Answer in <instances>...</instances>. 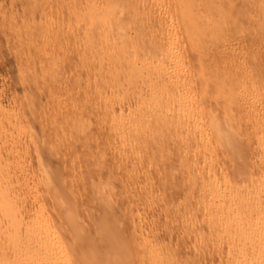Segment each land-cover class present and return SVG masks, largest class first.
<instances>
[{"label": "bare ground", "instance_id": "1", "mask_svg": "<svg viewBox=\"0 0 264 264\" xmlns=\"http://www.w3.org/2000/svg\"><path fill=\"white\" fill-rule=\"evenodd\" d=\"M48 1L35 0V9L44 12ZM126 1L79 2L82 56L94 60L88 120L77 119L71 98L73 115L55 120L43 147L73 155L105 123L126 146L95 170L102 173L137 138L154 140L186 162L184 201L156 204L158 193L141 189L149 181L143 166L127 167L104 190L103 175L94 182L88 165V183L66 181L63 162L52 161V171L30 152L29 120L1 103L0 264H204L207 255L212 264H264V62H256L264 59V0H170L173 13L154 6L155 24L118 18ZM43 28L37 36L48 33ZM160 93L158 105L145 100ZM78 165L66 178L81 173Z\"/></svg>", "mask_w": 264, "mask_h": 264}, {"label": "rangeland", "instance_id": "2", "mask_svg": "<svg viewBox=\"0 0 264 264\" xmlns=\"http://www.w3.org/2000/svg\"><path fill=\"white\" fill-rule=\"evenodd\" d=\"M34 2L35 0H0V104L2 103L3 105L1 107L6 106L5 109L15 111V113L17 112L21 115V119L25 121H23L25 124L29 120L26 125L31 129L33 136L30 144L33 145L34 143L36 145L35 150L31 148L30 152H39V157L40 159L42 158L43 164L52 171L56 168L55 165L60 168V162L61 164L64 163L60 169H66L63 170L64 178L68 182H73L72 184L82 183V180L84 181L83 183L88 181L86 179L88 178V171H84V166L88 165V170L90 167L92 169V171L90 169V175L94 176V182L98 180L96 178L97 175H103V190L112 179H119L124 176L127 167L131 168L136 165L141 168L143 166L149 171L147 175L149 181L142 183L141 189H148L158 193L156 204L160 203L169 206L182 203L184 201L185 181L180 171L182 164L186 162L180 158V151L170 149L161 153L158 150L157 142L154 140H145L142 137L137 138L131 152L126 153L122 159L117 160L119 165L114 167L111 172L103 170L102 173H97L95 170L100 167L102 162L104 168L110 159L118 155L120 158V153L126 146L120 144V140L116 137H111L110 128L106 127L105 123H103V126L99 125L103 127L99 136L85 138L82 145L78 146L74 151L76 154L72 155L71 150L68 149L65 153L66 155L56 156L53 155L54 151L50 150L48 152L49 148L43 147V142H49V139L53 137L55 120L63 119L62 121H67L68 119L66 118L70 114L71 116L73 115V110H68L72 106L69 104L71 98L77 99L75 102V107H79L75 109L77 119L80 122H87L88 116L85 115L84 106L87 95L91 94V88L88 86L92 83L87 74L92 72L89 64L91 62L93 64L94 60L90 57L82 56L80 42L85 34L84 23L86 20L84 21V12L78 9L81 0H70V2L69 0H49L48 3L50 4L47 3L48 8L45 7L44 12L36 10ZM155 5H159L160 8L165 9L169 13L174 12L170 0H148L145 3H142V0H132V2L126 1L123 3L121 6L122 12L120 10L121 13L118 12L116 16L118 18L122 16L134 18L136 24H140L145 20L155 24L157 17L153 11ZM42 16L44 19H40ZM78 16L80 17L78 18ZM46 20L51 23L46 22ZM43 26L47 28L46 31L48 33L46 35L48 38L43 34L42 37L41 35L37 36ZM60 34L61 37H59ZM182 41L179 40V43ZM262 61L264 62L262 58L256 60V62L263 64ZM194 66V61L186 65L187 68ZM165 97L166 94H152L145 100L149 101L150 104L155 105L157 103L158 105L165 100ZM53 98L56 100L57 105L51 103ZM68 105H70L69 108ZM86 111H89V108ZM99 115L100 112H97L94 117ZM144 128H147V124L139 128L136 126L135 131H144ZM154 135L159 139H165V132H161V130H157ZM0 147H3V145H0ZM101 152H103V158L97 155ZM51 155L55 158L53 159ZM43 156L46 157L44 158ZM59 156L61 160L58 159ZM3 160L4 157L1 156L0 163ZM52 161L55 162V165ZM75 163L77 168H79L78 163H80L81 173H70L69 177L66 178L68 173L71 172L70 166ZM86 174L87 176H85ZM87 191L90 190L88 189ZM88 193L89 195H87ZM87 194L85 203L94 204V199H91V191L87 192ZM120 206L122 205L117 204L113 208L116 207L117 209L115 210H118ZM3 224L4 221L0 216V227ZM201 244L203 246V243ZM207 244H204L202 248H205ZM196 250L199 252L198 247L191 248L190 251L197 254ZM205 259V262L212 264L208 255Z\"/></svg>", "mask_w": 264, "mask_h": 264}]
</instances>
